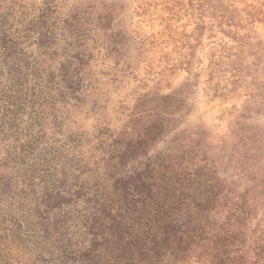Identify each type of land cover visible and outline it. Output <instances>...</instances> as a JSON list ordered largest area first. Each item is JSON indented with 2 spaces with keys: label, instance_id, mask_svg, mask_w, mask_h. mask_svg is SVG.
Instances as JSON below:
<instances>
[{
  "label": "rangeland",
  "instance_id": "obj_1",
  "mask_svg": "<svg viewBox=\"0 0 264 264\" xmlns=\"http://www.w3.org/2000/svg\"><path fill=\"white\" fill-rule=\"evenodd\" d=\"M20 1L34 15L51 8L49 64H72L89 84L70 95L73 128L103 132L75 170L107 198L103 213L83 214L95 233L83 244L108 242L109 263L95 264H264V0ZM65 39L79 59L65 62ZM147 235L162 243L141 248Z\"/></svg>",
  "mask_w": 264,
  "mask_h": 264
},
{
  "label": "trees",
  "instance_id": "obj_2",
  "mask_svg": "<svg viewBox=\"0 0 264 264\" xmlns=\"http://www.w3.org/2000/svg\"><path fill=\"white\" fill-rule=\"evenodd\" d=\"M34 9L20 0H0V200L14 228L9 251L0 245V264H95L102 258L109 263L107 240L100 251L94 242L99 233L83 244L86 234L95 235L83 214L101 212L107 198L90 191L83 172L75 175L103 141L100 129L73 128L71 116L79 106L70 95L89 84L72 64H49L58 55L49 49L58 40L52 11L44 5L34 15ZM62 23L61 30L70 25L67 19ZM63 46L65 62L79 59L66 51L69 40ZM81 221L85 231L69 230ZM157 236L147 235L152 246L147 248L145 239L141 248L153 250L163 240ZM231 238L223 241L231 243ZM110 249L117 250L112 244ZM18 250L23 260L16 257Z\"/></svg>",
  "mask_w": 264,
  "mask_h": 264
}]
</instances>
